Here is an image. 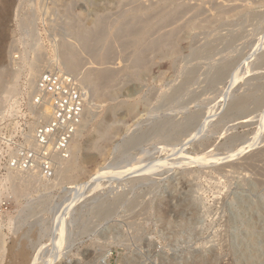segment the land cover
<instances>
[{
	"label": "rangeland",
	"instance_id": "obj_1",
	"mask_svg": "<svg viewBox=\"0 0 264 264\" xmlns=\"http://www.w3.org/2000/svg\"><path fill=\"white\" fill-rule=\"evenodd\" d=\"M38 60L39 76L59 69L84 82L85 172L31 183L0 169V264H264V0H0V82L19 70L17 94L0 98V136L27 120ZM103 68L116 71L98 82ZM151 163L168 167L147 174ZM100 168L119 177L62 234L72 187Z\"/></svg>",
	"mask_w": 264,
	"mask_h": 264
},
{
	"label": "built area",
	"instance_id": "obj_2",
	"mask_svg": "<svg viewBox=\"0 0 264 264\" xmlns=\"http://www.w3.org/2000/svg\"><path fill=\"white\" fill-rule=\"evenodd\" d=\"M28 96L29 111L27 120L19 123L20 133L0 136V150L7 149L0 153V169L51 182L59 165L72 157L87 97L78 80L59 69L42 72Z\"/></svg>",
	"mask_w": 264,
	"mask_h": 264
},
{
	"label": "bare ground",
	"instance_id": "obj_3",
	"mask_svg": "<svg viewBox=\"0 0 264 264\" xmlns=\"http://www.w3.org/2000/svg\"><path fill=\"white\" fill-rule=\"evenodd\" d=\"M214 2V1H213ZM209 3V2H208ZM194 6H196V5H194ZM194 6H193V8H194ZM238 6V5H237ZM192 7V6H191ZM196 8V7H195ZM29 26V25H28ZM30 26H31V24H30ZM145 27V26H144ZM107 30V29H106ZM123 30V29H122ZM129 30V29H128ZM131 31V30H130ZM129 31V32H130ZM78 32H80V31H78ZM110 32V31H109ZM128 32V33H129ZM137 32L139 33L140 32V30L138 31L137 30ZM96 33V32H95ZM102 33V32H101ZM121 33V32H120ZM94 34V33H93ZM92 34V31H91V37H89L88 38V43H89V45L91 46V44H93V41L95 40H93V35ZM98 34V33H97ZM122 34V33H121ZM132 34H133V32H132ZM135 34H136V32H135ZM80 35V34H79ZM104 35V34H103ZM107 35L108 34H106V37H107ZM125 35V34H124ZM75 36V35H74ZM73 36V38H76V37H74ZM81 36V35H80ZM95 36V35H94ZM164 36H166V35H164ZM103 37V40L104 39H106V37L104 38V36H102ZM101 37V38H102ZM120 37V36H119ZM129 37H130V35H129ZM141 37V36H140ZM147 37V36H146ZM162 37V36H161ZM83 38V37H82ZM94 38H96V37H94ZM157 38V37H156ZM156 38H154V39H156ZM164 38V37H163ZM78 39V38H77ZM76 39V40H77ZM151 39V38H150ZM67 40V39H66ZM68 40H69V38H68ZM74 40V39H73ZM75 40V41H76ZM79 40H80V38H79ZM84 40L86 41V36H85V38H84ZM102 40V41H103ZM108 40H109V38H108ZM127 40V39H126ZM136 40V39H135ZM139 40V39H138ZM142 40V39H141ZM140 40V41H141ZM98 41H99V38H98ZM102 41H99V43H101ZM110 41V40H109ZM123 41H125V40H123ZM139 41V42H140ZM161 41V40H160ZM73 42V41H72ZM83 42V41H82ZM82 42H80V44L82 43ZM97 42V41H96ZM131 42V41H130ZM162 42V41H161ZM164 42V41H163ZM168 42V41H167ZM69 43V42H68ZM105 42L103 41V44H104ZM154 43V42H153ZM70 44V43H69ZM68 44V45H69ZM74 44V43H73ZM72 44V45H73ZM83 44V43H82ZM85 44V43H84ZM107 44H108V42H107ZM129 44V43H128ZM157 44V43H156ZM160 44V43H159ZM68 45L67 46H65V50L63 51L64 52V64L67 66V68L71 71V70H75L77 67L79 68V66H77L78 64H77V59L75 60V59H70L71 58V54H70V51H71V49H69L68 48ZM94 45V44H93ZM105 45V44H104ZM131 45V44H130ZM145 45V44H144ZM62 46H63V44H62ZM70 46V45H69ZM77 46H78V43H77ZM76 46V47H77ZM88 46V45H87ZM96 46H97V44H96ZM108 46V45H107ZM128 46V45H127ZM147 46V45H146ZM145 46V47H146ZM73 47V46H72ZM98 47V46H97ZM131 47V46H130ZM141 47V46H140ZM148 47V46H147ZM63 48V47H62ZM71 48V47H70ZM78 48V47H77ZM88 48H90V47H88ZM91 48H92V46H91ZM128 48V47H127ZM158 48V47H157ZM74 49H75V46H74ZM80 50L82 49L81 47L79 48ZM107 49V48H106ZM155 49V48H154ZM76 50V49H75ZM93 51L95 50V49H92ZM91 50V51H92ZM141 50H142V48H141ZM141 50H140V52H141ZM82 51V50H81ZM92 51V52H93ZM107 51V50H106ZM109 51V50H108ZM108 51H107V53H108ZM148 51V50H147ZM151 51V50H150ZM259 51V50H258ZM61 52V51H60ZM85 52L86 53H88V52H90L89 50H88V52L86 51V48H85ZM84 52V53H85ZM90 53L89 55H91V54H93V53ZM102 52V51H101ZM100 52V53H101ZM111 52V51H110ZM106 53V54H107ZM258 53V52H257ZM63 54V53H62ZM73 54H74V51H73ZM78 54V53H77ZM81 54H83V51H82V53ZM81 54H80V56H81ZM99 54V53H98ZM104 54V53H103ZM103 54H99V60H104V59H106L105 58V56H107V55H103ZM109 54V53H108ZM86 55H88V54H86ZM85 55V56H86ZM88 55V56H89ZM74 56V55H73ZM76 56V55H75ZM79 56V55H78ZM83 56V55H82ZM82 56H81V62L83 61V60H85V59H82ZM88 56H87V58H88ZM96 56V55H95ZM110 56V55H109ZM115 56V55H114ZM139 57V56H138ZM38 58V57H37ZM74 58V57H73ZM92 58V57H91ZM91 58L89 57V63H90V61H91ZM95 58V57H94ZM144 58V57H143ZM35 59V58H34ZM43 59H44V57H43ZM98 59V58H97ZM108 60L107 61H109V57L107 58ZM112 59H114V58H112ZM147 59V58H146ZM41 60V59H40ZM40 60H38V61H34L31 65H30V70H31V73H32V76H33V78H32V80H31V85H32V87L31 88H33L34 87V85H35V82L37 81V78H38V76H39V72L40 71H42L43 69H45L46 67H44L43 66V64L41 65V61ZM79 60V59H78ZM99 60H97L96 62H98ZM40 61V62H39ZM45 61V59L43 60V63L45 64L46 62H44ZM93 61V60H92ZM106 61V60H105ZM142 61V60H141ZM84 62H87V59L84 61ZM83 62V63H84ZM80 63V62H79ZM89 63H87V64H89ZM99 64H100V61L98 62ZM109 63V62H108ZM113 63V62H112ZM139 63V62H138ZM149 63V62H148ZM15 64H16V62H15ZM97 65V66H99L100 67V65ZM104 64V63H103ZM105 64H107V63H105ZM142 64V63H141ZM80 65V64H79ZM90 65V66H89ZM89 65H87V66H89L90 68H91V66L92 67H94L93 65H92V63L91 64H89ZM95 65H96V63H95ZM102 65V64H101ZM109 66H110V64H108ZM16 66V65H15ZM84 66H85V64H84ZM113 66V65H112ZM111 66V67H112ZM81 68H83V65H81L80 66ZM114 67V66H113ZM13 68V67H12ZM15 68V67H14ZM100 68H102V66L100 67ZM22 69V68H21ZM20 69V70H21ZM80 69V68H79ZM93 69V68H92ZM96 69V68H95ZM98 69V68H97ZM105 69H107V67H105ZM109 69H111L112 71H116L114 68V70L112 69V68H109ZM109 69H108V71H109ZM84 70V69H83ZM102 70V69H101ZM101 70H98L97 71V73H96V75L95 76H97L96 78H97V80L99 79L100 81H101V76L106 72L107 74H108V71H105L104 70V68H103V70L101 71ZM13 71H15V70H13ZM19 71V70H18ZM18 71L16 70L13 74H11V75H9L8 77H11L12 75H15V77H17V73H18ZM82 71V70H81ZM88 70H86V72H87ZM95 71V70H94ZM8 72H10V71H8ZM72 72V71H71ZM86 72H84V73H86ZM113 73V72H112ZM94 73H93V70H92V74L91 75H93ZM140 74H142V73H140ZM82 75H83V73H82ZM85 75V74H84ZM106 75V74H105ZM104 75V76H105ZM109 75H111V73L109 74ZM18 76H19V74H18ZM95 76H93V77H95ZM104 76L102 77V78H104ZM113 76V75H112ZM14 77V78H15ZM74 77L77 79L78 77L77 76H75L74 75ZM82 77V76H81ZM106 78L105 79H108L109 80V78H107V75L105 76ZM108 77H110V76H108ZM1 78V77H0ZM14 78H12V80H10V81H3V79H1V82H0V98L2 97V95L3 94H6V96L4 97V100H8L9 98L11 99V97L14 95L15 96V94H17L16 93V88H17V83L16 82H13V79ZM111 78V77H110ZM89 79V78H88ZM91 79H92V77H91ZM238 79V78H237ZM79 80V79H78ZM84 80V79H83ZM93 81L95 80V79H92ZM91 80V81H92ZM99 80H98V82H99ZM111 80V79H110ZM17 81V80H16ZM86 82V81H85ZM107 82V81H106ZM81 84L82 83H84L83 81L82 82H80ZM79 83V84H80ZM108 83V82H107ZM100 84V83H99ZM110 84V83H109ZM108 84V85H109ZM104 85V84H103ZM231 86V85H230ZM234 86H235V84H234ZM230 88V87H229ZM234 88V87H233ZM228 94V93H227ZM230 94V93H229ZM225 95H226V93H225ZM115 96V95H114ZM227 96V95H226ZM225 97V96H224ZM228 98H229V96H228ZM224 102V101H223ZM0 103H1V101H0ZM241 103V102H240ZM2 104V103H1ZM0 104V105H1ZM239 104V103H238ZM84 118H85V116H84ZM85 120H86V118H85ZM264 120V119H263ZM207 122V121H206ZM83 123H84V120H83ZM84 124H86V122L84 123ZM205 125V124H204ZM82 126H83V124H82ZM261 126H262V124H261ZM263 127H264V125H263ZM262 127V128H263ZM82 128V127H81ZM108 129V128H107ZM263 130V129H262ZM79 134V135H78ZM77 134V136L75 137V139H74V141H73V144H72V157H71V159L69 160V161H67V162H65V163H61L60 165H59V169H58V171H57V174L58 175H61V174H63L64 175V177L66 178V179H68V180H73V179H75L77 176H79L80 175V177L82 176V174L85 172V168H84V165L85 164H83L80 160H78V156L77 155H79V153H80V150H81V146H80V144H79V142H78V138L80 137V134H81V130L79 131V133ZM260 135V134H259ZM197 136V135H196ZM258 139H260V138H258ZM103 141V140H102ZM255 145H257V142L255 141ZM97 145H99V143L97 144ZM254 145V144H253ZM95 146V145H94ZM95 147H97V146H95ZM176 153H178V152H176ZM176 155V154H175ZM174 156V155H173ZM225 159V158H224ZM165 160V159H164ZM163 160V161H164ZM199 160V159H198ZM197 160V161H198ZM162 161V160H161ZM160 161V162H161ZM166 161V160H165ZM190 161H192L191 159H190ZM189 161V162H190ZM195 162V159H194V161L193 162H195V163H198V162ZM199 161H201V160H199ZM203 161V160H202ZM158 162V161H157ZM168 162V161H167ZM166 162V163H167ZM192 162V163H193ZM204 162V161H203ZM220 162V161H219ZM92 163V162H91ZM173 163V162H172ZM175 163V162H174ZM176 163H177V161H176ZM191 163V162H190ZM189 163V164H190ZM194 163V164H195ZM200 163V162H199ZM204 163H206V162H204ZM218 163V162H217ZM157 164H159V165H161V166H157ZM171 164V163H170ZM169 164V165H170ZM186 164V163H185ZM188 164V163H187ZM201 164V163H200ZM213 164V163H212ZM152 165H153V167H152ZM182 165V164H181ZM204 165V164H203ZM202 165V166H203ZM219 165H221V164H219ZM150 166L152 167L151 169H150ZM163 166H166V169H167V167H168V165H165V164H160V163H156V165L155 164H150V165H148V166H146V167H144L145 169L148 167V169L147 170H144V168H142L144 171H146V173H147V171H150V173H151V171L153 170L154 172H158V171H156V169H158V170H161V168H165V167H163ZM173 167H175V165L173 164L172 165ZM201 166V165H200ZM205 166V165H204ZM169 169V168H168ZM103 170H105V172H102ZM106 170L107 169H105V168H100L99 170L97 169L96 170V172H94V174H92L89 178H88V180H84L83 182L81 181V183H78L76 186L75 185H73V186H75L74 188L72 187V190L71 189H69V192H70V190H71V193H69V194H71L70 195V197H69V199L68 200H66L67 202H66V205L64 206V208L61 210V211H59V213H61L60 214V216L58 217L59 219H57V222L59 221V223L61 224V233L62 234H66V232H64V230L66 231V226H67V224H66V222H67V220L69 219V218H71V216H72V213H74V210H76V208L78 207V205H80V204H82L83 202H85L87 199H89L88 197H89V195H91V194H93V192H95V190H97V188H99V186H100V184L103 182V180L105 181L106 180V178L107 177H113V176H116V175H113V174H111V173H106ZM170 170H172V169H170ZM91 171V170H90ZM140 171H142V170H140ZM139 170H138V173L140 172ZM152 171V172H153ZM133 172V171H132ZM137 172V171H136ZM115 173V172H114ZM135 173V172H134ZM142 172H140L138 175H141V177H142V174H141ZM56 174V175H57ZM119 174H121L122 175V173L120 172V173H117V175H119ZM126 174V173H125ZM125 174H123L124 176H125ZM143 174H145L144 172H143ZM147 174H149V172L147 173ZM120 175V177L123 179L124 177L123 176H121ZM127 175H129V174H127ZM130 177L132 178L133 176H132V174L130 173ZM135 176H136V174H134ZM146 175V174H145ZM135 176H134V178H135ZM24 177H26V178H24ZM56 177V176H55ZM117 177H119V176H117ZM117 177H113L114 179H117ZM138 177H140V176H138ZM23 178L24 179H29V181L32 183V182H37V181H39V177H37V176H35V175H27V176H24V175H21V174H19V173H9L8 174V176L5 178V180L6 181H12V182H15V181H21V180H23ZM113 178H109V180L110 179H113ZM120 178V179H121ZM119 179V178H118ZM128 179H130V178H128ZM4 180H1L0 179V194L3 192V190L5 189L6 190V187H5V185H6V183H5V181L3 182ZM4 183H5V185H4ZM29 183V182H28ZM76 183V182H75ZM15 184V183H14ZM12 185V184H11ZM32 185V184H31ZM30 185V186H31ZM15 186H17V188H16V190H19L21 187H23L22 186V184H20L19 186H18V184H16ZM70 187V188H71ZM26 188V187H25ZM29 188V187H28ZM27 188V189H28ZM22 191H24L23 189H22ZM21 193V192H20ZM120 198V197H119ZM121 199V198H120ZM56 214V213H55ZM70 220V219H69ZM59 223H57V224H59ZM59 226L57 225V228H58ZM56 228V229H57ZM59 229V228H58ZM57 229V230H58ZM55 230V229H54ZM56 230V231H57ZM64 232V233H63ZM58 233V232H57ZM61 234V235H62ZM64 235H63V239H64ZM59 239H60V237H62V236H60V233H59ZM58 239V238H57ZM63 239H61V241H57L58 242V244L60 245L61 244V242H63L64 240ZM55 241V240H54ZM57 245V244H56ZM61 246H63V244L61 245ZM61 246H58V247H61ZM55 247V246H54ZM57 247V248H58ZM62 248V247H61ZM60 248V249H61ZM57 250V249H56ZM21 251V250H20ZM58 251H60V250H58ZM18 253V252H17ZM54 253H55V251H54ZM59 253V252H58ZM26 254V252L24 251V250H22L21 252H20V255H22V256H24ZM61 254V253H60ZM39 256V255H38ZM57 257V256H56ZM37 260V259H36ZM35 260V261H36ZM56 260V261H55ZM49 261V260H48ZM53 261L54 262H57L58 261V258H53ZM53 261H51V263L50 264H53L54 262ZM48 264V263H47Z\"/></svg>",
	"mask_w": 264,
	"mask_h": 264
}]
</instances>
